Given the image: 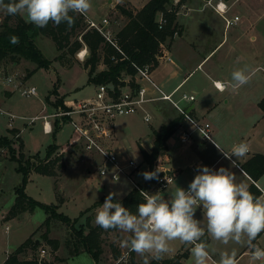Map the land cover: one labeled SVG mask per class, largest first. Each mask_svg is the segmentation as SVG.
<instances>
[{"label": "crops", "instance_id": "1", "mask_svg": "<svg viewBox=\"0 0 264 264\" xmlns=\"http://www.w3.org/2000/svg\"><path fill=\"white\" fill-rule=\"evenodd\" d=\"M218 1L226 5L224 13L216 11L211 6V4H215ZM110 2H112L110 11L116 9L117 4L125 3L133 9H139L143 6H135L129 0H111ZM173 4L177 7L175 21L179 33L177 37L168 39L160 46L159 54L161 57L158 59L157 64L150 68V73L156 74V71H159L158 80L160 86L158 87L164 93L173 92V99L177 100L185 108V111L194 121L202 125L205 122L209 123L208 133L211 138L205 137L167 99L160 98L147 103L148 110L149 106L151 107V111H149L151 120L149 122H145L140 114L117 118L110 137V148L115 149L119 154L126 157H136L135 153H137L141 159L138 160L139 166L142 161L148 165L140 154V150L150 153L153 146L152 130L159 129L161 126L168 125L170 121H173L172 132L166 140L167 149L155 159L152 168L148 165V172H157L158 169L157 175L167 173L174 176L173 182L160 191V194L165 199H168L169 195L177 187L187 190L190 182L197 174L198 166H207L213 170H218L221 167L227 168L235 173L238 183L247 185L248 190L255 197L264 199V172L257 178H253L243 168V163L254 154H264V54H260L259 46L255 43L259 38L264 39V0H183L181 2L173 0ZM84 15L89 18L86 13ZM223 16L229 18L231 23H226ZM234 16H238V19L235 20ZM3 67V65L0 66V72L5 74ZM238 69L246 70L247 74L251 77L255 76V78L250 80L246 84L247 86L233 89L231 87V73ZM215 81L223 82L227 85L225 90L220 91L214 84ZM143 83L148 87L150 95H159V92L151 84L148 82ZM2 87L3 93L0 90V107H2L1 104L5 101V97H9L12 93L9 88L10 85L2 83ZM183 92L193 94L194 98L192 100L181 99L180 96ZM57 95L63 98V102L70 103L73 101L68 99L65 94H60L58 89ZM46 104L48 107L51 106V111L55 109L47 101ZM169 104L175 111L172 116H168L164 112L165 107L169 106ZM157 116L161 118V122L159 126L155 127L153 121ZM126 117H134L131 119L132 121L137 118L143 120L150 126V130L141 131L134 138L128 137V133L131 132L129 130H135L132 126L134 123L131 122L130 127L119 126L118 123L119 119ZM50 120L53 121V118H50ZM65 123L67 122L59 124L58 120L54 119L53 137ZM19 131L21 132V129ZM182 132H185L184 136L186 138L184 140L179 137ZM241 142L248 144L249 151L244 157L237 160L238 168H234L231 166V161L226 159L219 149L230 154L232 147ZM52 143L61 145L60 153L57 152V154L61 155L71 144L75 147L79 145V142L75 141L73 131L65 144ZM91 154L100 160L97 154ZM232 159L235 160L236 158L233 156ZM60 162L62 164L57 168L56 174L53 176L47 175L53 178V188L54 182L58 184V177L61 176L58 174L59 169L66 165L62 159ZM74 172L75 174L78 173L75 169ZM33 173L38 172L32 171L29 176ZM153 180L151 184H154L155 179ZM145 183L146 180L140 185ZM60 184L57 186L58 196L54 188L56 199L59 201L57 204L59 205L64 200L60 196V193L64 192ZM132 188L131 184L130 189ZM149 188L150 185L145 190L148 191ZM158 191L150 192L155 194ZM9 208L3 211L5 214L1 217V220L6 222L8 226L7 222L9 220L20 218L24 212H31L23 211L17 216L4 218ZM195 218L201 220L202 226H206V221H203L202 207L197 209ZM6 225L5 231L8 232L10 226L6 229ZM41 225L42 223L14 250H2L0 252V264H4L8 256L29 237L36 242H40L37 247L39 248L46 241L43 239L42 233L37 237L34 236ZM47 236L50 237L49 235ZM203 240L209 245L210 259L208 264L218 262L221 252H231L233 249L237 252L238 264H253L251 261L252 248L248 247L247 244L229 243L224 245L211 240L207 235ZM253 244L264 248V233H261L253 241ZM191 247V245L183 244L180 241H172L170 242V251L160 261L169 258L173 259L175 255L183 254L180 258L182 264H194ZM37 248L24 247L17 253V260L28 261L33 259V257L37 258V260L42 259V257L38 258L34 254ZM58 249L59 245L54 249V254ZM41 250L40 256L43 255ZM82 251V248H79L76 253H73L71 249L68 250V259ZM128 251L130 250L128 249ZM123 255L124 252H121L116 259ZM151 259V257L148 258L149 261ZM142 261L139 260V263L144 264V261ZM45 264L52 263L48 261ZM255 264H264V261H256Z\"/></svg>", "mask_w": 264, "mask_h": 264}, {"label": "rangeland", "instance_id": "2", "mask_svg": "<svg viewBox=\"0 0 264 264\" xmlns=\"http://www.w3.org/2000/svg\"><path fill=\"white\" fill-rule=\"evenodd\" d=\"M110 1L91 0L92 7L86 13V16L97 22L106 17L109 21L106 29H109L113 34V32L123 26L126 22V17L120 14L118 9L110 11L112 3ZM129 1L139 7L147 0ZM3 16L4 13L0 12V19ZM177 36L178 33H175L173 38ZM34 42L44 57L50 61L49 67H40L30 73L35 64L28 60L22 59L17 63L5 61L3 63V71L6 75L9 73L15 75L17 80H20L22 83L21 88L23 86H35L37 95H22L21 88H14L13 85H10L9 88L12 90V93L9 97H5V101L1 104V108L13 114L14 119L10 128L8 125L9 118L7 115L0 113V138H6L9 141L7 145L10 146V148H7L8 146H1L3 150L0 153V252L4 249L8 251L14 250L46 218L44 209L38 205L31 212H24L20 218L9 220L7 223L10 229L8 232L5 231L6 222L2 221L1 217L5 214L3 211H6L13 203L15 197L14 188L20 183L22 177L16 169V162L13 160V157L23 155L22 160L29 159L31 162H33L31 156L35 154L43 158L48 144L52 142L65 144L72 132V126L69 123H65L53 137L52 132L45 133L43 131L42 119L39 118L30 123L31 117L43 112H51L52 108H50L51 106H47L45 97L48 95L51 102L61 97L52 93L54 85L56 86L55 90L58 89L60 94H65L68 99H72L73 101L92 96L95 92V83L88 81L87 71L84 68L85 57L81 59L78 53L73 55L66 54L63 59L64 65H61L56 60L58 51L54 41L50 37L38 34L34 37ZM255 43L259 46L260 54H264V39L259 38ZM103 67V63L100 62L98 68ZM156 72L157 75L150 73V77L157 86H160L158 80L159 71L157 70ZM254 78L255 76H252L250 80ZM2 83L5 84L4 80L0 79L1 91L3 88ZM150 108L149 106V111H151ZM164 112L168 116L175 114L174 108L170 104L165 107ZM132 118L134 117L118 120L119 126L124 127H130V123H134L132 126L135 130H129L131 132L128 133V137L134 138L137 133L150 130V126L143 120L137 118L135 121H132ZM160 122L161 118L157 116L154 118L153 125L157 127L160 125ZM19 129H21V132ZM60 146L57 144L58 149H56V153L54 154L60 153ZM140 154L142 155V150H140ZM135 155L137 160H141L137 153ZM61 157L66 165L58 171V174L61 176L58 177L59 182L57 185L59 186V183H61V189L64 191L60 193L61 198L64 200L59 205L58 211L68 215L72 219L77 218L74 224L75 228L82 227L84 232H87L89 225L96 224V212L104 203L105 197L109 192L118 193L119 195L116 199H119L131 188V184L124 177L114 180L107 175L99 174L97 166L100 160L91 154V152L85 150L81 143L77 147L71 144ZM74 169L78 171L77 174H75ZM148 171V165L142 161L139 168L133 174L134 180L142 184L145 181L142 173ZM88 172L90 173L87 174ZM52 179L45 174L33 173L29 176L25 185V192L40 202L57 204L59 201H57L55 196ZM156 190L155 184H151L148 191L154 192ZM101 198H104L101 203L88 209ZM45 230L46 227L44 225L40 226L34 236H39ZM48 235L57 240L59 249L54 254L53 245L45 241L35 250L34 254L36 257H42L43 261H51L52 264H93L90 254L86 251L79 252L68 259V250L78 242L75 231L68 224L58 219L54 220L49 225ZM128 236V233L121 232L118 229L104 230L102 234V253L98 264H119L121 262L128 264L130 262V251L127 248L121 247L122 240ZM78 246H80L79 243ZM43 248L45 252L40 256V250ZM116 251L119 254L124 252V255L116 259ZM134 260L137 264H140L139 260L144 261V258L134 253Z\"/></svg>", "mask_w": 264, "mask_h": 264}, {"label": "trees", "instance_id": "3", "mask_svg": "<svg viewBox=\"0 0 264 264\" xmlns=\"http://www.w3.org/2000/svg\"><path fill=\"white\" fill-rule=\"evenodd\" d=\"M183 0H179L181 2ZM7 3L8 0H5ZM118 12L126 17V22L123 26L111 33V40L116 43V46L109 42L98 30L88 27L86 18L83 14L70 13L74 17V24L68 27L65 23L59 26L52 22L46 27L39 28L35 25L26 22V17L23 14L15 16L5 15L0 21V66L5 61H12L14 63L20 60H28L35 64L31 70L40 67H49L50 61L46 59L41 50L36 46L34 37L38 34H43L50 37L58 51L56 60L63 64V59L67 55L77 53L82 47L86 46L87 55L84 59V67L87 69L88 81L92 83L110 82L113 85L122 84L120 78L125 74L133 75L135 73L136 65L149 64L150 68L155 66L158 62V55L160 53V46L168 39L170 40L175 33H179L175 21L177 7L173 4V0H147L139 9H133L124 4H117ZM158 14L166 19V23L161 27L158 23ZM15 35L20 38L19 44H12L9 37ZM103 63V68H98L99 63ZM54 85L52 93L57 94ZM45 100L54 108L63 106V98H57L53 102L49 101V96ZM173 121L168 125H163L159 129L152 130L153 146L150 153L142 150L143 159L148 163L149 167L154 166L155 159L167 149L166 140L172 132ZM6 138H0V146H8ZM57 149V144L50 143L46 147L45 156L39 157L37 154L31 156L33 162L29 159L22 160V156L13 157L16 162V169L21 174V181L14 188V201L7 211L4 218H11L17 216L23 211H32L35 206H41L46 218L41 226H45L46 230L42 232L43 239L47 243L53 245V248L58 247V242L55 238L48 237V228L51 222L58 219L68 224L76 233L78 238L77 244L71 247L73 253L82 248L92 257L94 263L98 264L100 255L102 253V234L104 229L97 224L89 225L87 232L83 228H75L74 224L77 218H71L68 215L57 210L59 204L43 203L35 200L25 192V185L28 181L29 174L34 171L46 175H55L57 168L62 164L61 154H54ZM243 168L253 178H257L264 172V154L256 153L243 163ZM152 180L146 181L145 184L140 185V188L145 189L151 185ZM57 183L54 182V188L57 192ZM143 194L137 188L130 189L125 196L119 199L122 204L130 209L133 213L136 212V207L143 202ZM59 199V198H58ZM103 198L94 203L90 208L95 207L101 203ZM111 230V229H109ZM107 230V231H109ZM78 243L80 246H78ZM40 242H36L31 237L27 238L12 254H10L4 264H45L42 259L37 258L28 261H18L17 253L24 247H31L36 249ZM130 253V262L128 264H137L134 260V252ZM119 252H115V257L119 256ZM183 254H177L174 258L167 260L151 259L149 264H182L180 258ZM119 264H123L122 262Z\"/></svg>", "mask_w": 264, "mask_h": 264}, {"label": "clouds", "instance_id": "4", "mask_svg": "<svg viewBox=\"0 0 264 264\" xmlns=\"http://www.w3.org/2000/svg\"><path fill=\"white\" fill-rule=\"evenodd\" d=\"M91 7V0H8L7 3L0 0V12L8 16L25 14L26 22L39 28L46 27L49 22L56 26L65 23L70 28L74 24L70 13L85 14ZM9 41L19 44L20 38L12 35ZM250 79L246 70H235L231 73V87L238 89L248 84ZM216 87L224 91L227 85L218 82ZM219 150L231 161L232 167L238 168L237 160L248 153L249 146L241 142L232 147L230 154ZM157 172H144L142 175L148 181L157 179ZM118 195L109 192L96 212L95 223L106 231L118 229L128 233L121 247L143 257L144 264H149V257L163 259L170 251L172 241L192 246L194 264H208L209 245L203 240L206 235L224 245L247 244L252 248L253 264L264 261V248L253 244L264 233V199L255 197L247 185L238 183L235 173L227 168L213 170L198 166L188 189L177 187L168 199L160 192H143V202L137 205L135 213L116 199ZM201 207L206 226L195 218L197 209ZM215 264H238L236 250L221 252Z\"/></svg>", "mask_w": 264, "mask_h": 264}, {"label": "built area", "instance_id": "5", "mask_svg": "<svg viewBox=\"0 0 264 264\" xmlns=\"http://www.w3.org/2000/svg\"><path fill=\"white\" fill-rule=\"evenodd\" d=\"M211 4V3H210ZM211 6L218 12L224 13L226 10L225 3L216 2ZM85 16V15H84ZM226 23H231V20L226 16H223ZM86 18V17H85ZM234 19H238V16H234ZM1 21V19H0ZM88 27L98 30L109 42L113 43L118 50V46L111 40V32L106 29L108 19L103 17L101 21L97 22L92 19L86 18ZM158 23L161 27L166 23V19L160 14L158 16ZM121 51V50H120ZM79 57L83 59L87 55L86 46L82 47L78 52ZM160 54L158 59H160ZM169 59V57H168ZM135 73L125 74L123 78H120L122 84L116 86L110 82H101L95 84V92L92 96L72 101L70 103L63 102V106H58L49 113L36 114L31 117L30 123L36 119H42L43 131L45 133H51L53 128L54 119L58 120L59 124L64 122L69 123L72 126L73 134L75 135V141L82 144L83 148L88 152L95 153L100 158V162L97 166L99 174L107 175L111 179L118 180L121 177L126 178L134 188H137L148 194H153L150 191H143L140 188V184L133 178L134 172L139 167V162L134 156H123L119 154L115 149L110 148V137L115 125V120L122 116L141 114L142 119L145 122L151 120V114L147 108V103L155 99H167L183 116L192 122L205 137L211 138L208 133L209 123L205 122L203 125L197 123L191 118V116L185 111V108L179 104V102L172 97V93H164L151 79L150 77V65H136ZM0 79L4 80L6 85H13L14 88H21L20 80L13 74H2L0 72ZM148 82L153 88L159 92V95H150L148 87L143 83ZM217 81L214 82L217 85ZM21 94L25 96L37 95L35 86H23L21 88ZM183 100H192L193 94L181 93L180 96ZM0 113L6 114L9 118L8 125L11 124L14 119V115L3 110L0 107ZM53 118V121L50 120ZM185 132L180 134V139L184 140ZM3 148L0 146V153ZM174 180L172 174L162 173L157 175L155 179V186L157 190H161L171 184ZM9 226L6 225V229ZM45 252L41 250V254Z\"/></svg>", "mask_w": 264, "mask_h": 264}]
</instances>
